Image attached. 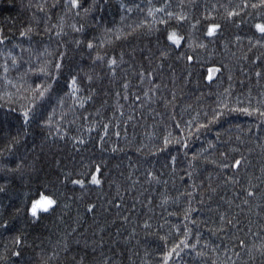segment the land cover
I'll return each instance as SVG.
<instances>
[{
	"label": "trees",
	"instance_id": "1",
	"mask_svg": "<svg viewBox=\"0 0 264 264\" xmlns=\"http://www.w3.org/2000/svg\"><path fill=\"white\" fill-rule=\"evenodd\" d=\"M258 25L264 0H0V264H264Z\"/></svg>",
	"mask_w": 264,
	"mask_h": 264
},
{
	"label": "snow or ice",
	"instance_id": "2",
	"mask_svg": "<svg viewBox=\"0 0 264 264\" xmlns=\"http://www.w3.org/2000/svg\"><path fill=\"white\" fill-rule=\"evenodd\" d=\"M74 6H75V0H74ZM259 31L261 33H264V26H257ZM211 31L209 32V35H211ZM170 40H172L174 43H179L178 39L175 37V34H172L170 37H169ZM211 79V77H209ZM25 116L27 117V113H25ZM239 161L236 162L237 165H239ZM92 182L95 183V184H99V180H97V178L95 176L92 177ZM82 183V182H81ZM42 200L44 201L45 203V207L43 208L44 211H47L48 210V207L52 206L55 202L53 200H50V199H46V198H42ZM36 209H37V205H33V210H32V215L35 216L37 214L36 212ZM89 211H91V209H89Z\"/></svg>",
	"mask_w": 264,
	"mask_h": 264
},
{
	"label": "rangeland",
	"instance_id": "3",
	"mask_svg": "<svg viewBox=\"0 0 264 264\" xmlns=\"http://www.w3.org/2000/svg\"><path fill=\"white\" fill-rule=\"evenodd\" d=\"M44 198H46V197H44ZM46 199H50V198H46ZM50 200H51V199H50ZM33 205H37V209H36L37 214L40 213V212H45V211L43 210V208H44L46 205H45V203H44V201H43L42 199L36 201ZM52 206H53V205H52ZM52 206L48 207V210H49ZM32 210H33V206H32V208H31V213H32ZM48 210H47V211H48Z\"/></svg>",
	"mask_w": 264,
	"mask_h": 264
}]
</instances>
